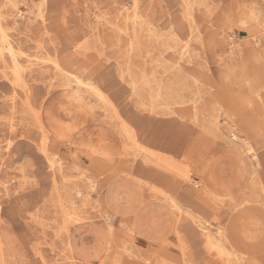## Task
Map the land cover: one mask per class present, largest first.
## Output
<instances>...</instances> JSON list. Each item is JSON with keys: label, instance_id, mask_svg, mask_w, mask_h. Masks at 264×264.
Instances as JSON below:
<instances>
[{"label": "rangeland", "instance_id": "obj_1", "mask_svg": "<svg viewBox=\"0 0 264 264\" xmlns=\"http://www.w3.org/2000/svg\"><path fill=\"white\" fill-rule=\"evenodd\" d=\"M260 187L264 0H0V264H264Z\"/></svg>", "mask_w": 264, "mask_h": 264}, {"label": "bare ground", "instance_id": "obj_2", "mask_svg": "<svg viewBox=\"0 0 264 264\" xmlns=\"http://www.w3.org/2000/svg\"><path fill=\"white\" fill-rule=\"evenodd\" d=\"M44 1V0H43ZM41 6V5H40ZM39 6V7H40ZM135 6V5H134ZM41 8V7H40ZM39 8V10H41ZM39 10H38V13H39ZM41 13V12H40ZM136 13V12H135ZM39 17H41L40 15H39ZM43 19V18H42ZM173 37V36H172ZM174 38V37H173ZM171 39V38H170ZM4 40V39H3ZM2 40V41H3ZM10 49V51H11V48H9ZM171 50V49H170ZM148 54H149V52H148ZM146 57H148L147 55H146ZM149 59V58H148ZM152 59V58H151ZM148 61V60H147ZM152 63V62H151ZM151 63L149 64V65H151ZM151 66H153V65H151ZM18 70V69H17ZM18 73V72H17ZM154 75H156L155 73H154ZM169 76V75H168ZM135 77V76H134ZM77 79V81L79 82V85H80V81H79V79L78 78H76ZM154 78H152V80H153ZM178 79V78H177ZM66 80V79H65ZM68 81V80H67ZM66 81V82H67ZM76 81V82H77ZM136 81V80H135ZM141 81H142V79H141ZM153 81H155V79L153 80ZM152 81V82H153ZM75 82V83H76ZM146 82V81H145ZM144 82V83H145ZM176 82V81H175ZM132 83V82H131ZM148 83V82H147ZM158 83V82H157ZM156 83V84H157ZM161 83V82H160ZM160 83H158V84H160ZM169 83H171L172 84V81H170ZM168 83V85L170 86V84ZM133 84V83H132ZM174 84V83H173ZM180 84V83H179ZM145 85V84H144ZM147 85V84H146ZM145 85V86H146ZM176 85V84H175ZM73 86V85H72ZM75 86V85H74ZM159 86V85H158ZM168 86V87H169ZM177 86V85H176ZM180 86V85H179ZM182 86V85H181ZM238 86V85H237ZM77 87V86H76ZM84 87V86H83ZM136 87V86H135ZM143 87V86H142ZM141 87V88H142ZM147 87H149V85L147 86ZM68 88V87H67ZM71 87H69V89H70ZM80 88V87H79ZM132 88H134V87H132ZM150 88V87H149ZM152 88V87H151ZM150 88V89H151ZM157 88V87H156ZM161 88V87H160ZM160 88H159V90H160ZM170 89H173V88H171V87H169ZM182 88V87H181ZM183 88H185V87H183ZM183 88L181 89V91H184L183 90ZM88 89V88H87ZM150 89H149V91H150ZM166 89V88H165ZM169 89V90H170ZM176 89H178V86L176 87ZM186 89V88H185ZM80 90V89H79ZM152 90V89H151ZM175 90V89H174ZM179 90H180V88H179ZM81 91V90H80ZM89 91V90H88ZM161 91V90H160ZM181 91H180V93H181ZM199 90H197V92H198ZM238 91H239V89H238ZM92 92V91H91ZM95 92V91H94ZM152 92V91H151ZM175 92V91H174ZM185 92V91H184ZM196 92V93H197ZM139 93V92H138ZM170 93H171V91H170ZM195 93V94H196ZM199 93V92H198ZM94 94V93H93ZM98 94V93H97ZM137 94V93H136ZM149 94H153V93H149ZM159 94V93H158ZM195 94H193V95H195ZM96 95V94H95ZM169 95V94H168ZM167 95V96H168ZM179 95V94H178ZM197 95V94H196ZM97 96V95H96ZM164 96V98H165V95H163ZM170 96V95H169ZM168 96V97H169ZM200 96H201V94H200ZM98 97H100V96H98ZM159 97V96H158ZM162 97V96H161ZM178 97H182L181 95L180 96H178ZM194 97V96H193ZM197 97L198 96H196V99H197ZM136 98H137V96H136ZM154 98V97H153ZM170 98V97H169ZM172 98V97H171ZM138 99H140V98H138ZM151 99V98H150ZM168 99V98H167ZM173 99V98H172ZM171 99V100H172ZM183 99V98H182ZM160 100V99H159ZM181 100V99H180ZM179 100V101H180ZM141 101V100H140ZM176 101V100H175ZM199 101H200V98H199ZM154 102V101H153ZM156 102V101H155ZM163 102V101H162ZM183 102H184V100H183ZM190 102V101H189ZM164 103V102H163ZM166 103V105H167V102H165ZM181 103V102H180ZM192 103V102H191ZM174 104V103H173ZM172 105V104H171ZM180 105H182L183 106V104L181 103ZM185 105V104H184ZM194 105V104H193ZM109 107V106H108ZM161 108V107H160ZM164 108H166V107H164ZM110 109V108H109ZM152 110V109H151ZM162 110H164V109H162ZM150 111V110H149ZM169 111V110H168ZM167 111V112H168ZM194 111V110H193ZM151 112V111H150ZM170 112V111H169ZM194 112H196V111H194ZM165 113V112H164ZM170 114V113H169ZM197 114V113H196ZM172 115H175V114H172ZM171 115V116H172ZM195 115V114H194ZM165 117V116H164ZM176 117V116H175ZM195 117V116H194ZM217 116H215V118H216ZM214 118V119H215ZM218 118V117H217ZM193 120V119H192ZM196 120V119H195ZM214 121V120H213ZM216 121H217V119H216ZM194 122V121H193ZM215 122V121H214ZM195 123V122H194ZM124 129V128H123ZM208 131V130H207ZM238 132H236V131H232L231 132V138L234 140V141H239V142H241L242 141V138H241V136L240 135H238L237 134ZM215 137V136H214ZM231 138H229V139H231ZM225 140H227V139H225ZM228 142V141H227ZM232 145V144H231ZM128 146H129V144H128ZM239 146V145H238ZM191 150L193 151V152H195V153H197L198 152V150H196L195 148H193V147H191ZM131 151V150H130ZM133 152V151H132ZM133 154V153H132ZM138 154V153H137ZM138 156V155H137ZM135 159H136V157H135ZM173 170V169H172ZM175 171V170H174ZM182 176L184 177V179H186V174H182ZM255 179V177H252V178H243V184H242V186H245V184H247L250 180H254ZM206 187V190L209 192V190H208V188H207V186H205ZM260 190H261V196L263 195L264 196V187H260ZM171 205L173 206V207H179L180 205L179 204H177L176 202H171ZM240 227H241V225H238V222H237V227H236V231H237V235H239L240 236ZM133 230H134V226H133V228H132V230H131V233H129V235H128V237H131L132 236V234H133ZM113 235H114V232L111 230V239L113 238ZM204 236H205V241H206V243H208V244H210L211 243V241H212V239H211V237L208 235V234H204ZM219 238H220V240L222 241V242H226V239H224V238H222V236H219ZM235 256V255H234ZM236 259V258H235ZM236 260H239L240 262L242 261L243 262V259L240 257V256H237V259ZM234 262V261H233ZM235 264H237V263H235Z\"/></svg>", "mask_w": 264, "mask_h": 264}, {"label": "crops", "instance_id": "obj_3", "mask_svg": "<svg viewBox=\"0 0 264 264\" xmlns=\"http://www.w3.org/2000/svg\"><path fill=\"white\" fill-rule=\"evenodd\" d=\"M198 156L195 155L194 157V161L198 164L199 167H203L204 166V161L207 157H210V156H207V154H205V152L201 151V150H198L197 152ZM204 157V160L201 162V159ZM216 158V157H214ZM215 160V159H213ZM209 161V160H208ZM207 161V162H208ZM211 165V164H210ZM212 166V165H211ZM246 166V165H245ZM214 167L215 165H213L212 167L209 168V165L207 167V171L210 173V176L209 178L211 177V174L213 175L211 178H210V182L212 184H214L216 187H218L219 189V193L218 195L220 196H226V197H230V196H233L235 195L237 192H239L241 189H243L244 186H242L243 184V177H241L242 175H239L240 178L238 179H235L233 178L232 175L229 176L228 180L226 183H223L221 185H219L218 183L215 182V175H214ZM247 169V167H246ZM238 174H242V172H239ZM232 177V178H230ZM236 189V190H235ZM137 211V210H136ZM136 211L134 213H136ZM137 238H139L140 240H142L144 243H150L145 237H141V236H137ZM261 240H264V237L261 238ZM260 242V241H259ZM259 242H255L253 243L252 245L253 246H256V248L258 247L259 245ZM151 244V243H150ZM102 250V249H101ZM97 256V255H95Z\"/></svg>", "mask_w": 264, "mask_h": 264}]
</instances>
